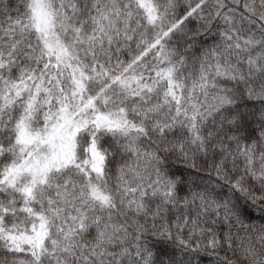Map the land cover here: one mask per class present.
I'll return each instance as SVG.
<instances>
[{
	"label": "snow or ice",
	"instance_id": "obj_1",
	"mask_svg": "<svg viewBox=\"0 0 264 264\" xmlns=\"http://www.w3.org/2000/svg\"><path fill=\"white\" fill-rule=\"evenodd\" d=\"M0 264H264V0H0Z\"/></svg>",
	"mask_w": 264,
	"mask_h": 264
},
{
	"label": "trees",
	"instance_id": "obj_2",
	"mask_svg": "<svg viewBox=\"0 0 264 264\" xmlns=\"http://www.w3.org/2000/svg\"><path fill=\"white\" fill-rule=\"evenodd\" d=\"M127 57H125V59H126Z\"/></svg>",
	"mask_w": 264,
	"mask_h": 264
}]
</instances>
